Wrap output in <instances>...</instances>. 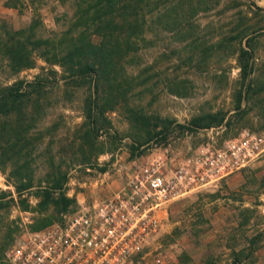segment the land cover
<instances>
[{"label": "rangeland", "instance_id": "obj_1", "mask_svg": "<svg viewBox=\"0 0 264 264\" xmlns=\"http://www.w3.org/2000/svg\"><path fill=\"white\" fill-rule=\"evenodd\" d=\"M138 1L132 24H97L86 15L90 0H0V83L38 79L17 121L20 153L0 156V264L23 232L91 206L154 153L178 158L243 128L264 132V0ZM106 12L117 15L112 6ZM18 29L35 51L32 66L13 71L3 42ZM244 31L252 56L242 77ZM127 33L137 35L128 41ZM104 34L112 50L95 92L79 55L91 47L89 35ZM216 110L225 115L219 124L177 125ZM58 168L71 201L65 210L44 209L39 201ZM155 243L164 264H264V152L215 185L173 199Z\"/></svg>", "mask_w": 264, "mask_h": 264}, {"label": "built area", "instance_id": "obj_2", "mask_svg": "<svg viewBox=\"0 0 264 264\" xmlns=\"http://www.w3.org/2000/svg\"><path fill=\"white\" fill-rule=\"evenodd\" d=\"M263 152L264 132L249 128L186 156L156 152L91 206L23 232L6 249V264H164L155 237L167 205L249 167Z\"/></svg>", "mask_w": 264, "mask_h": 264}, {"label": "trees", "instance_id": "obj_3", "mask_svg": "<svg viewBox=\"0 0 264 264\" xmlns=\"http://www.w3.org/2000/svg\"><path fill=\"white\" fill-rule=\"evenodd\" d=\"M111 6L114 7L117 15H110L106 12ZM127 6L133 8L129 14L125 11L118 13L120 7ZM105 8L106 11L104 10ZM139 9H141V7L140 1L138 0H90L86 15L91 17L89 20L90 22L97 24L107 21H115L121 24L128 20L132 24V17L134 15L138 17L140 14ZM9 32L10 31H8V35L5 38V42H3V46L5 48L9 43L7 59L10 69L18 71L24 67L32 66L34 48H30L25 41L20 40V29L10 32V34H15L11 36V38H9ZM247 34L248 32L246 31L241 33L242 36L240 37L241 40L239 42L237 54L238 66L240 67V75H242V77L247 74L249 66L248 61L252 56ZM126 35L129 36L128 41H130V39L133 40L134 38L132 37H136L137 34L127 33ZM118 36L121 38L122 34L118 32ZM244 37L245 45L242 42ZM107 38L105 34L104 36H99V38L89 35L88 42L91 47L82 50V54L79 55L83 62V73L92 76L95 92L99 90L101 79H104L105 75L108 74V66L106 64L110 57V50L112 49L108 48ZM61 65L63 64H60V66ZM72 68H74V66H72ZM37 83L38 79L36 75L32 79L16 78L11 82L0 83V116L4 118L2 122H0V156H17L20 153L21 147L17 135L20 133L21 137L24 138V134H22L21 128L19 129L17 121L20 120V115L23 116V114L26 113V109L29 108V103L33 95L31 87L35 86ZM242 90H239L237 108L240 106L243 97ZM222 111L223 110H216L200 113L194 115L189 121L180 122L177 125L183 130H190L194 127H206L214 123L219 124L225 117ZM87 129L90 132H88L91 137L90 140L94 141L98 132V127L94 124V126H91V128L89 126ZM156 133H158V131ZM29 142L31 141L29 140ZM4 151H6L7 154L4 153ZM50 176L52 177L51 182L44 187L45 196H42L43 198L40 199L39 203L44 209L51 205H60L59 210H65L71 201L64 190L66 171L65 169L58 168V170H54ZM46 211H48V209Z\"/></svg>", "mask_w": 264, "mask_h": 264}]
</instances>
